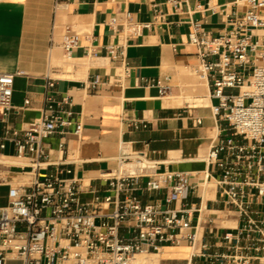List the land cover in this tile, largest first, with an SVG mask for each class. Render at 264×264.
<instances>
[{
    "label": "built area",
    "instance_id": "2783aa9c",
    "mask_svg": "<svg viewBox=\"0 0 264 264\" xmlns=\"http://www.w3.org/2000/svg\"><path fill=\"white\" fill-rule=\"evenodd\" d=\"M183 1L166 0L175 10ZM219 12L224 27L217 34L196 19L188 32L197 51L195 73L216 100L213 115L226 121L229 130L210 144L204 169L164 168L163 161L120 141L116 167L104 174L106 194L82 201L81 179L66 166L65 143H58L55 160L45 145L54 133L73 125L80 137L82 122L73 119L68 96L56 100L48 95L41 116L21 135L5 128L0 138V149L6 139L14 143V159L28 177L10 184L7 202L0 205V264L9 259L22 264H149L137 262L136 255H160L167 245L186 247V256L153 264H264V0H233ZM162 16L158 10L154 18ZM120 18L118 40L104 46L114 72L106 82L99 75L85 82L89 90L102 82L122 85L132 69L126 55L129 40L153 23L135 19L129 10L113 15L110 23ZM81 34L64 30L65 56L72 57V50L81 45ZM83 47L99 55L95 45ZM22 74L0 71V120L13 107L14 77ZM168 78L148 84L165 95L171 88ZM14 163L0 157V166ZM208 182L223 205L219 210L207 206L202 195L198 203L185 200L190 189ZM152 192L161 197L142 200L144 193Z\"/></svg>",
    "mask_w": 264,
    "mask_h": 264
},
{
    "label": "crops",
    "instance_id": "0c3cea01",
    "mask_svg": "<svg viewBox=\"0 0 264 264\" xmlns=\"http://www.w3.org/2000/svg\"><path fill=\"white\" fill-rule=\"evenodd\" d=\"M232 1L185 0L175 10L166 0H0V71L23 72L14 77L13 107L0 120V138L5 128L21 135L30 122L41 116L48 95L56 100L68 96L73 119L82 122L81 135L73 133V125L64 133H54L45 145L50 149L49 158L55 160L58 143H65L66 166L81 179L82 201L106 194L104 174L116 167L120 141H127L133 150H143L149 158L163 161L164 168L204 169L203 159L210 144L229 130L226 121L213 115L216 100L208 96V90L209 104L204 106L195 103L200 94H190L198 59L196 47L188 41V32L190 21L196 19L206 31L217 34L224 27L219 8ZM124 10L131 11L139 21L153 23L141 36L129 40L126 55L132 69L122 85L103 83L116 67L106 57L104 46L116 42L122 29L121 18L114 24L110 18ZM158 10L163 16L155 20ZM66 28L82 33L81 45L72 50V57L87 59L68 71L59 64L62 60L54 62V54L61 58L64 54L61 40ZM89 44L96 46L98 56L85 51L83 46ZM95 75L103 82L97 89L89 90L84 83ZM165 76L169 77L165 82L171 88L160 95L148 81ZM49 81L53 83L50 87ZM205 86L208 89L207 83ZM172 95H181L183 103L165 104V98ZM15 154L14 143L6 139L0 157L12 160ZM25 170L16 163L0 166V205L7 202L10 184L28 178ZM212 193L206 184L190 189L185 200L198 203V196L202 195L207 206L219 210L223 205L216 193L209 195ZM161 194L144 193L142 200L151 201ZM186 250L167 245L159 260L178 261L185 257Z\"/></svg>",
    "mask_w": 264,
    "mask_h": 264
},
{
    "label": "bare ground",
    "instance_id": "6f19581e",
    "mask_svg": "<svg viewBox=\"0 0 264 264\" xmlns=\"http://www.w3.org/2000/svg\"><path fill=\"white\" fill-rule=\"evenodd\" d=\"M61 7H64V6H61ZM88 34V33H87ZM55 52H56V50H55ZM61 52V51H60ZM59 54V53H58ZM55 55V56H54ZM53 56H54V62H61V60H63L59 55H56V54H54ZM65 61H67V62H69V63H71L73 60H76L75 58H73V57H67L66 56V59H64ZM53 61V60H52ZM66 64H68V63H66ZM67 67L70 69L71 68V66H68L67 65ZM68 69V70H69ZM70 73H71V71H70ZM62 75V74H61ZM64 75V74H63ZM67 76H70L71 77V75H68L67 74ZM74 77V76H73ZM69 78V77H68ZM75 78V77H74ZM188 82V81H187ZM202 87L200 88V91H207L208 89H206V86H205V84H206V82L204 81V80H202ZM193 86V85H192ZM204 98H201V97H199L198 98V100L199 101H202ZM183 103V98L181 97V95H172V96H170V97H168V98H165V104H172V105H181ZM197 105H201V104H197ZM204 105H208V104H204ZM203 105V106H204ZM199 157V156H198ZM201 157V156H200ZM197 158V157H196ZM10 161H13V162H15L16 164L18 163V161L17 160H15V159H9ZM203 182V179L201 180V183ZM210 183H212V182H209V183H207L208 184V187L209 188H212L213 187V184L212 185H210L209 186V184ZM205 185V184H204ZM212 190V189H211ZM209 195H213V193L212 194H209ZM180 248H186V247H179V249ZM187 249V248H186ZM188 250V249H187ZM186 250V251H187ZM159 256L160 255H157V254H144V253H141V254H137L136 255V261L137 262H139V263H149V264H153V263H157V260L159 259ZM185 256H186V253H185Z\"/></svg>",
    "mask_w": 264,
    "mask_h": 264
},
{
    "label": "rangeland",
    "instance_id": "374dc122",
    "mask_svg": "<svg viewBox=\"0 0 264 264\" xmlns=\"http://www.w3.org/2000/svg\"><path fill=\"white\" fill-rule=\"evenodd\" d=\"M62 62L61 63H59L62 67H63V69L65 70V71H68V67H67V65L68 66H73L74 64H76V63H78L79 61H87V59H77V60H73L71 63H69V62H67V61H65L64 59H66V56H65V54H63V56H62ZM66 63H68V64H66ZM69 70H72V68H70ZM64 76H67V75H64ZM193 77H194V79H195V81H193L191 84H190V87H191V89H192V91H190V94H200V96L199 97H201V98H204L202 101H199L198 100V98L195 100V103L196 104H201L202 106L204 105V104H209V100L207 99V91H200V88L202 87V80H200L199 79V77L197 76V74L195 73V72H193ZM193 85V86H192ZM234 91H236V90H234ZM201 94L203 95V96H201ZM186 99L188 100V101H191V98L190 97H188V96H186ZM213 183H210L209 184V186L210 185H212ZM6 264H22V261L21 260H19V259H9V260H7L6 261Z\"/></svg>",
    "mask_w": 264,
    "mask_h": 264
}]
</instances>
